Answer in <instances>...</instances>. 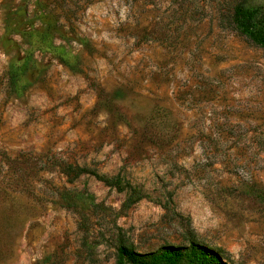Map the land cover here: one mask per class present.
Returning <instances> with one entry per match:
<instances>
[{
  "label": "rangeland",
  "instance_id": "rangeland-1",
  "mask_svg": "<svg viewBox=\"0 0 264 264\" xmlns=\"http://www.w3.org/2000/svg\"><path fill=\"white\" fill-rule=\"evenodd\" d=\"M239 3L264 8L0 0V264H117L120 244L191 241L264 264V50L232 25ZM49 25L81 71L33 44ZM29 50L14 97L7 67Z\"/></svg>",
  "mask_w": 264,
  "mask_h": 264
},
{
  "label": "trees",
  "instance_id": "trees-1",
  "mask_svg": "<svg viewBox=\"0 0 264 264\" xmlns=\"http://www.w3.org/2000/svg\"><path fill=\"white\" fill-rule=\"evenodd\" d=\"M231 21L237 32L264 50V8H250L243 3L236 4L232 9ZM30 37L35 39L33 44L36 43V47L52 53L62 65L72 71H81L80 62L70 56L64 47L54 43L50 25L41 32L31 34ZM29 46L31 47L32 43L29 42ZM32 62L33 53L29 50L20 65L9 64L7 67V88L12 96L21 97L30 87L26 77ZM103 179L105 183H113L110 178ZM71 195L68 192L63 193L65 200L68 201L66 207H75V203L69 202V199L74 200L73 198L79 197V194H73L74 197ZM117 251V264H222L221 258L214 250L194 241H191L187 247L166 246L148 255L137 253L125 244H120Z\"/></svg>",
  "mask_w": 264,
  "mask_h": 264
}]
</instances>
